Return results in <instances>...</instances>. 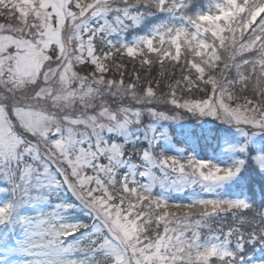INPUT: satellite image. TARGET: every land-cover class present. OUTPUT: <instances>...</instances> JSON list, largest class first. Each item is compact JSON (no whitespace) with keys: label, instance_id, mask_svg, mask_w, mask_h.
<instances>
[{"label":"rangeland","instance_id":"rangeland-1","mask_svg":"<svg viewBox=\"0 0 264 264\" xmlns=\"http://www.w3.org/2000/svg\"><path fill=\"white\" fill-rule=\"evenodd\" d=\"M10 2L20 16L15 26L0 23V264H95L97 256L130 264L125 247L104 225H112L115 232L123 230L120 236L126 241L135 239L132 234L137 229L139 236L143 232L131 208L122 209L108 200L105 192L112 185L105 178L110 168L126 169L129 179L137 183L143 179L147 190L160 189L168 195L189 193L198 198L200 191L227 190V184L240 179L244 161L231 176H203L198 169L194 174L199 177L190 178L182 165L155 157L151 143L181 152L177 141L190 133H181L182 123H191L189 117L205 124L201 119L214 124L216 117H222L240 133L226 143L223 155L236 161L241 154L249 156L252 149L255 164L264 169V115H247L221 100L216 104L213 99L207 103L182 101L179 96L164 99L155 90L110 82L103 75H80L87 60L103 73L93 39L123 36L128 24L137 25L141 17L130 11L132 7H124L120 14L118 6L115 9L105 0H94L85 6L77 3L74 13L68 0ZM0 3L6 5L8 0ZM30 14L36 22L37 39L24 30ZM10 97L23 104L5 105ZM104 98L120 104L104 103ZM166 107L185 111L187 117L172 116ZM175 131L181 134L179 138ZM133 142L150 144L139 155L143 166L139 172L134 160L125 159L124 148ZM102 159L107 160V167ZM64 179L73 189L74 179L82 189L77 199L68 194ZM197 185L200 191L193 190ZM98 209L104 215L101 221ZM8 218L10 223L3 226ZM65 221L72 224L65 230L82 227L83 235L64 246L58 231ZM17 225L22 229L17 231ZM12 236L14 241L9 240ZM180 239H173L172 246H183ZM155 247L168 248V244L160 241ZM162 261L164 257L159 256L156 264Z\"/></svg>","mask_w":264,"mask_h":264},{"label":"trees","instance_id":"trees-1","mask_svg":"<svg viewBox=\"0 0 264 264\" xmlns=\"http://www.w3.org/2000/svg\"><path fill=\"white\" fill-rule=\"evenodd\" d=\"M93 1L79 3L85 6ZM105 3L119 7L120 14L125 5L136 6L130 11L139 13L140 26L131 28L132 24H128L126 46L113 39L114 45L105 43L107 47L97 42L103 73L90 64L80 68V75H103L110 82L119 80L138 89L155 90L164 99H213L216 104L221 100L223 105L247 115H264V0ZM8 16L9 10L0 5V21ZM94 86L99 85L94 82ZM103 102L120 104L111 98H104ZM165 109L172 116L187 117L185 111ZM189 118L192 123L200 122ZM219 122H224L222 117ZM211 132L200 135L198 142L189 143L183 156L168 151L163 156L187 167L201 166L205 172L216 175L233 173L237 165L215 154L216 137ZM143 147L147 149L146 145ZM138 150L129 146L127 156H137ZM252 165V158L248 157L247 171L234 189L227 190L222 197L209 195L201 202L184 196L164 198L158 191L140 187L135 195H129L121 185L125 171H118L111 180L113 188L108 200L122 209L131 208L142 227L146 225L144 236L135 233L129 249L126 247L133 264H156L159 256L164 261L158 264H251L264 256V173L255 171ZM132 188L130 185L129 189ZM66 227L59 230L60 236L67 234L63 231ZM178 237L183 246H172L173 239ZM160 241L166 242L168 248L155 247ZM98 264L111 263L98 260Z\"/></svg>","mask_w":264,"mask_h":264},{"label":"bare ground","instance_id":"bare-ground-1","mask_svg":"<svg viewBox=\"0 0 264 264\" xmlns=\"http://www.w3.org/2000/svg\"><path fill=\"white\" fill-rule=\"evenodd\" d=\"M124 247L126 248V247H128L127 245H124Z\"/></svg>","mask_w":264,"mask_h":264}]
</instances>
